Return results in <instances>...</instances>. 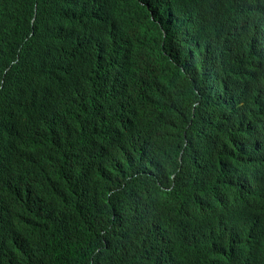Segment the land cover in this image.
<instances>
[{
	"label": "trees",
	"instance_id": "1",
	"mask_svg": "<svg viewBox=\"0 0 264 264\" xmlns=\"http://www.w3.org/2000/svg\"><path fill=\"white\" fill-rule=\"evenodd\" d=\"M162 2L158 17L168 23L184 19L188 25L167 71L158 62L154 38H141L138 47L129 48L133 18L143 13L134 0H0V264H222L217 261L221 254L211 261L205 252V226L213 212L190 219L188 211L207 202L214 165L232 161V145L257 139L255 125L264 131V84L257 81L255 93H242L240 102L232 80L237 73L242 79L243 66L226 56L224 43L228 27L235 23L263 25L264 0ZM50 44L56 46L53 75L43 61H48ZM177 65L185 68L188 78ZM230 68L227 81L223 73ZM38 72L47 96L36 95L28 102L43 121L61 126V144L55 138V144L48 145L35 137L34 126L15 127L10 118L14 104L26 101L34 90L31 76ZM144 87L160 91L166 100L146 101ZM231 106L234 114L229 118ZM159 107L167 117L155 120L159 126L151 124L136 135L137 130H105L111 115L122 118L120 126L130 125L138 122L137 113ZM21 144L32 161L22 155ZM9 160L11 171L6 170ZM11 174L16 181L13 190ZM29 174L40 177L29 180ZM172 176L176 185L170 191L173 196L166 198L172 199L169 204L162 201L161 187L169 188ZM28 180L29 190L21 197ZM18 198L34 209L17 213L10 204ZM180 213L188 215V227L193 228L179 236ZM256 233L260 236L261 228ZM217 243L228 246L223 236ZM38 245L49 256L47 261ZM227 254L222 256L229 262ZM259 257L255 253L243 264Z\"/></svg>",
	"mask_w": 264,
	"mask_h": 264
},
{
	"label": "clouds",
	"instance_id": "2",
	"mask_svg": "<svg viewBox=\"0 0 264 264\" xmlns=\"http://www.w3.org/2000/svg\"><path fill=\"white\" fill-rule=\"evenodd\" d=\"M135 7L138 10H143L142 14H136L132 21V28H130V32L133 35V42L130 45V50L135 46L138 47L141 38H154L155 39V52L158 59V62L161 64L162 69L167 71L169 62L173 61V50L182 40V29L184 33L188 30V25H184L183 27L180 25L181 22L175 27L173 26V22L168 23V27L164 24L166 19L162 17H158L159 14L163 10H157L162 6V0H134ZM149 14L150 17H147L145 22L139 26L137 30V25L142 21L144 16ZM158 19V25H156L153 18ZM264 19V15L262 16ZM252 22H242L235 23L232 26H229L230 30L227 33L225 38V46L227 54L226 56L233 59V63L237 64V61L243 66L242 68V79L241 75L237 73L233 76L232 83H239L240 89L242 93L246 95H252L255 93V84L257 81H260L264 84V23L262 26H252L250 27ZM156 25V26H155ZM175 27V28H174ZM240 27V32L238 33V29ZM250 27V28H249ZM254 28V33L252 34L251 30ZM168 29L170 31H168ZM172 29L175 30V41L173 43V33ZM94 34V32H92ZM252 34V35H251ZM56 46L54 44H50V51L46 53L48 57L47 60H43L47 65L50 74L53 75L51 67L55 68L53 63L54 53ZM257 51H259V55H257ZM232 52V53H231ZM125 54V52H124ZM258 57V59H257ZM178 66V65H177ZM180 71L184 73L187 78L189 74L181 67L178 66ZM233 74L236 72L232 71ZM249 73L248 79H246V74ZM258 74H261L259 77ZM231 74V68L223 73V77L225 80L229 81ZM32 80L34 84V90L31 92L30 96L26 99V101H19L14 104L11 111V120L15 122V127L18 125L23 126H34V135L37 138H42L48 145L55 144V138L62 143V135L64 133L63 129L58 123H54V125H47L51 122L43 121L40 118V115H35V109L30 102V98L40 95L42 97L47 96V93L43 91L44 83L39 82L38 80H44L41 73L38 72V75H32ZM248 82V84H247ZM150 87L149 85H146ZM3 87V82L0 83V101L2 99L1 89ZM151 88V87H150ZM142 91L145 92L146 101H154L161 98L162 101H165L164 95L155 90L157 93L153 92L149 88H141ZM170 101H173L170 99ZM135 117L138 122H134L130 125H121L122 118L118 116L115 118L113 115L109 116L106 123L105 130L108 133L116 131L118 133H123L126 131H136L134 134H138L143 128L151 127L152 125L159 126L155 124V120L161 122L162 117H166L165 111L162 108H158L155 112L150 113H137ZM167 118V117H166ZM129 119H133L129 117ZM149 124V125H146ZM256 134L260 135L256 137L257 139L245 138L239 140L230 148L231 151H236L233 155L232 161L223 162L220 161L219 165H214L215 172L214 176L210 181V185L206 190L207 193V202H202L204 209H201V204L199 203L197 206V213H202L204 211L209 212L212 211L214 214H209L208 222L206 225L207 235L206 239L208 241V251H205L206 254L211 258V261H215L218 254H221L220 259L217 261H221L222 264H243L244 262H248L254 253H258L260 257L253 264H264V167L261 172L259 168L256 166L259 164H264V131H259L258 125H255ZM112 135H108L106 139H110ZM247 137V136H245ZM249 137V136H248ZM257 142L260 143L259 151L261 153V157L256 155V146ZM242 143L243 147L238 148V144ZM251 144V147L246 148L247 145ZM52 149V148H49ZM238 151H242V155L238 156ZM247 151L250 152L251 157H249ZM21 153L24 155L29 161L33 160L31 152L25 150L23 144H21ZM38 154L37 151L33 152V155ZM19 161V158H18ZM249 162V163H248ZM11 160L9 162L6 161V170L11 171L10 167ZM250 165V166H249ZM32 166V164L30 165ZM240 167H243L240 169ZM29 170L35 171L34 167H30ZM39 176L38 174H29V180ZM206 176V175H204ZM11 184L13 190L16 186V181L14 179V175H10ZM40 177V176H39ZM259 179L260 181H258ZM29 180L28 184L24 186L19 194L21 197H25L27 191L29 190ZM250 180V190L252 192L250 195L255 200V205L253 203V207L246 208L242 207V209H238L235 205L233 209L232 207L227 205L228 202L238 203L237 196H233V199H228V195H235L236 193L243 192V195L247 190L246 181ZM175 176H172V184L169 188L161 187L166 192L172 191L176 185ZM197 182L200 184L202 182L201 179H197ZM256 183H258V188L256 187ZM233 192L229 191L228 189ZM240 189V190H239ZM10 190V191H11ZM233 193V194H232ZM246 197L243 198V204ZM189 204L190 202H186ZM213 203L212 205H209ZM11 207L17 210V213L24 214L26 212L32 211L34 208L27 206L21 201V199H16L11 202ZM234 206V205H233ZM205 215V214H204ZM192 219V218H190ZM190 219L185 222L184 227H180L179 236L182 230H186L187 228L192 229V225L188 227L190 223ZM261 225V233H260V241L259 243L255 242V230L257 227ZM219 236H223L227 239V248L218 245L217 238ZM40 254L44 257L45 261H47L48 257L40 250ZM249 247L248 251L246 248ZM255 249V250H254ZM255 252H254V251ZM227 251V255L230 260L228 262L227 259L223 258V252Z\"/></svg>",
	"mask_w": 264,
	"mask_h": 264
},
{
	"label": "bare ground",
	"instance_id": "3",
	"mask_svg": "<svg viewBox=\"0 0 264 264\" xmlns=\"http://www.w3.org/2000/svg\"><path fill=\"white\" fill-rule=\"evenodd\" d=\"M195 5V4H194ZM197 5V4H196ZM165 7V6H164ZM163 7V8H164ZM162 8V9H163ZM194 8V10L196 9V7L194 6L193 7ZM173 9V8H172ZM249 9V8H248ZM174 10V9H173ZM250 10V9H249ZM168 11V10H167ZM175 12V11H174ZM193 12H195V11H193ZM175 14V13H174ZM179 14V13H178ZM183 14H185V13H183ZM182 14V15H183ZM85 15V14H84ZM196 15V14H195ZM77 16V15H76ZM163 16L166 18V15L164 14V12H163ZM167 16H168V13H167ZM179 16V15H178ZM84 17L85 16H83V17H81V19H82V21H83V19H84ZM185 17V16H184ZM190 17H193L194 19H195V16L193 15H191V13H190ZM75 19V18H74ZM171 19V18H170ZM170 19H168V20H170ZM186 19H187V16H186ZM189 19V18H188ZM173 20V19H172ZM184 19H182V21H183ZM192 20V19H191ZM153 21H155V23H156V25H158V19L157 18H153ZM192 23V33H191V37H192V40L195 38V32H196V30H195V32H194V23H193V21H191ZM178 23H179V21H174L173 20V26H177L178 25ZM183 24H182V27L184 26V25H186V23L183 21L182 22ZM240 23V22H239ZM164 24L165 25H168V22L167 21H165L164 22ZM190 24V25H191ZM155 25V26H156ZM181 25V24H180ZM174 27V28H175ZM89 28H91V24H90V27ZM196 28H197V26H196ZM195 28V29H196ZM250 28V27H249ZM92 29V28H91ZM85 30V29H84ZM173 31H172V33H173V43H174V41H175V30L174 29H172ZM240 32V27H239V29H238V33ZM184 35H185V33H184V30L182 29V37H184ZM185 39V38H184ZM75 40V39H74ZM185 41V40H184ZM183 41V50H184V52L186 53V50L187 49H184L185 47H184V45H185V42ZM196 40H193V42L192 43H196L195 42ZM76 42V41H75ZM85 42V41H84ZM96 44V43H95ZM98 45V44H97ZM79 46H80V44H79ZM83 46H85V45H83ZM94 46V45H93ZM186 46V45H185ZM81 47V46H80ZM78 48V47H77ZM191 48V52H193L194 50H193V46H191L190 47ZM76 49V48H75ZM74 49V50H75ZM106 49V48H105ZM78 51V50H77ZM179 52V51H178ZM76 53V52H75ZM86 54V53H85ZM105 54V53H104ZM180 54V53H179ZM211 54V53H210ZM185 54H183V56H184ZM213 55V54H212ZM257 55H259V51H257ZM107 57V56H106ZM105 57V58H106ZM186 57V55L183 57V59ZM109 58V57H108ZM174 58V57H173ZM191 58H192V61L194 60V58L192 57V55H191ZM107 59V58H106ZM183 59H181V60H183ZM257 59H258V57H257ZM108 60V59H107ZM174 60H175V58H174ZM211 61V60H210ZM86 62H88V61H86ZM178 63V62H177ZM185 63V62H184ZM182 64H183V62H182ZM181 64V65H182ZM180 65V66H181ZM186 66V63L185 64H183V66ZM118 66V65H117ZM176 67V66H175ZM182 67V66H181ZM46 68V67H45ZM211 68V67H210ZM176 69H178V68H176ZM183 69H185V68H183ZM203 69V68H202ZM213 69H214V67H213ZM180 70V69H179ZM211 70H212V68H211ZM211 70H209V72L211 71ZM47 71V70H46ZM119 71H120V69H119ZM186 71V70H185ZM213 71V73H214V70H212ZM176 72V71H175ZM178 72H180V71H177V73ZM176 73V74H177ZM203 73V72H202ZM205 74V73H204ZM149 75H150V73H149ZM248 76H249V73L247 74ZM121 76V75H120ZM148 76V75H147ZM152 76V75H151ZM180 76V75H179ZM201 76V75H200ZM211 76V75H210ZM210 76H208V77H210ZM119 77V76H118ZM181 77V76H180ZM179 77V78H180ZM213 75L210 77V81H209V86H210V88H211V90H213V88H214V81H213ZM231 78V77H230ZM142 79V78H141ZM205 79V78H204ZM248 79V78H247ZM120 80V79H119ZM143 80V79H142ZM203 80V79H202ZM140 83H142V82H140ZM203 83V82H202ZM201 85V84H200ZM102 86V85H101ZM119 86V85H118ZM139 86V85H138ZM145 86V85H144ZM142 87V86H141ZM102 88V87H101ZM145 88V87H144ZM131 89H134L133 87L131 88ZM137 89V88H136ZM136 89H135V94H136ZM138 89H139V87H138ZM202 90V89H201ZM211 90H209V91H211ZM237 90H239L240 92L238 93V95H237V97H238V99L240 100V102H242V97L243 96H240V95H242V91H241V89H240V86H239V83H237ZM134 91V90H133ZM230 92L228 93V96L229 95H231V90H229ZM139 92V91H138ZM143 93H144V91H143ZM211 93V92H210ZM134 94V95H135ZM220 94V93H219ZM222 94V93H221ZM212 95V94H211ZM136 96H138V95H136ZM202 99H204V97L202 98ZM132 100V99H131ZM138 100V99H137ZM129 101H130V99H129ZM143 101V100H142ZM138 103V102H137ZM142 103V102H141ZM38 105V104H37ZM142 105V104H141ZM260 105V104H259ZM39 106V105H38ZM137 106V105H136ZM139 106V105H138ZM255 106H257V105H255ZM141 107V106H140ZM139 107V108H140ZM60 108V107H59ZM117 108V107H116ZM260 108H264V104H262L261 105V107ZM259 108V109H260ZM90 109V108H89ZM120 109V108H119ZM147 109V108H146ZM141 110V109H140ZM233 110H234V107H230L229 108V118H232V114H234V112H233ZM237 110V109H236ZM258 110V109H257ZM262 110V109H261ZM264 110V109H263ZM89 111V110H88ZM91 112V111H90ZM258 112V111H257ZM89 113V112H88ZM92 113V112H91ZM109 114V113H108ZM113 114V113H112ZM53 115V114H52ZM55 115V114H54ZM102 115H104V114H102ZM250 115V114H249ZM248 115V116H249ZM58 116V115H57ZM60 116V115H59ZM243 116V115H242ZM242 116H240V117H242ZM245 116H247V115H245ZM90 117V116H89ZM103 117V116H102ZM105 117V116H104ZM51 118V117H50ZM95 118V117H94ZM234 118V117H233ZM244 118V117H243ZM254 118V117H253ZM253 121V120H252ZM53 122H55V121H53ZM252 123V122H251ZM250 123V124H251ZM89 124V123H88ZM249 124V125H250ZM47 125H54V123H49V124H47ZM241 125V124H240ZM238 126V125H237ZM245 127V126H244ZM248 127V126H247ZM237 130V129H236ZM235 130V131H236ZM242 130V129H241ZM259 131H261V129H259ZM237 134H239V132H237ZM243 134V133H242ZM230 136H232V134L230 135ZM239 136V135H238ZM241 136V135H240ZM260 135H257V137H259ZM249 137H251V136H249ZM202 138V137H201ZM225 138H227V137H225ZM243 138V137H242ZM238 139H239V137H238ZM250 139V138H249ZM229 140V139H228ZM231 140V139H230ZM229 143V142H228ZM225 147H226V143H225ZM230 147H231V145H230ZM240 147H243V144L242 143H239L238 144V148H240ZM249 147H251V144L250 145H247L246 146V148H247V150H248V148ZM259 147H260V143L259 142H257V146H256V155L258 156V157H261V153H260V151H259ZM227 148V147H226ZM145 150V149H144ZM227 150V149H226ZM229 151V150H228ZM232 152H234V151H232ZM242 151H238V156H240V155H242ZM247 153H248V155H249V157H251V154H250V152L249 151H247ZM215 154V153H214ZM216 155V154H215ZM228 155V154H227ZM232 155V154H231ZM229 156V155H228ZM216 157H217V155H216ZM223 157V159H224V156H222ZM221 157V158H222ZM227 157H225V159H226ZM231 159H229V161H230ZM216 161H219V160H217V158H216ZM223 161H225V160H223ZM225 162H227V161H225ZM249 163V162H248ZM258 165L256 166V168H259V170H260V172L263 170V169H260V168H263L264 167V164L262 165L261 164V162L260 161H258ZM218 165H219V163H218ZM250 166V165H249ZM263 166V167H262ZM241 168H243V167H240V169ZM147 170V169H146ZM258 180V179H257ZM33 181H35V179L33 180ZM258 181H260V180H258ZM35 183V182H34ZM37 184V183H36ZM249 184H250V180H248V181H246V187H245V189L247 190V192H245V194L243 195V192H241V193H236L235 195H228L227 196V198L228 199H233L232 197L233 196H237L238 198V200H240L238 203H235V202H228L227 203V205H229V206H231L232 208L231 209H233L234 207H235V205L238 207V209H242V207L244 206V207H246V208H250V207H253L254 205H255V200H254V198L250 195V193L252 192V190H250V187H249ZM256 187L258 188V183H256ZM228 189V188H227ZM128 190V189H127ZM229 191H231V192H233L232 190H230V189H228ZM240 190V189H239ZM192 191V190H191ZM163 198H162V201L163 200H172V199H166L167 197H170V196H173V193H171L170 191H168V192H166V191H164L163 190ZM183 194V193H182ZM233 194V193H232ZM69 195V194H68ZM180 195V194H179ZM42 196V195H41ZM244 197H246V200H244V204H243V198ZM19 199V198H18ZM22 200V199H21ZM26 200H27V198H26ZM194 200H196V199H194ZM23 203H24V201H22ZM26 202V201H25ZM169 204H171V202H173V201H167ZM205 203V202H204ZM253 203H254V205H253ZM201 204V209L202 210H206V209H204V206L202 205L203 203L201 202L200 203ZM213 203H210L209 205H212ZM234 205V206H233ZM175 209H177V208H175ZM186 211V210H185ZM184 212V211H183ZM189 212V216H191V218H193V217H196V213L198 212V210L197 211H188ZM191 212H193V213H191ZM209 212H212V211H210L209 210ZM137 213H139V212H137ZM213 214H214V212H213ZM188 218V215L186 216L184 213H180V215H179V221H178V223H180L181 222V227L183 228L184 227V225H185V221H186V219ZM137 219V218H136ZM127 220H129V219H127ZM127 223H128V221H127ZM156 227V226H155ZM206 227V226H205ZM204 227V228H205ZM261 227V225L259 226V227H257L256 228V230H255V236H254V238H255V242L256 243H259V241H260V236L259 235H257V231H258V229ZM165 229V228H164ZM155 230V229H154ZM166 231V230H165ZM172 231V230H171ZM175 231V230H174ZM156 232V231H155ZM164 234V233H163ZM207 234V233H206ZM148 235V234H147ZM155 235H156V233H155ZM172 235V234H171ZM176 235H177V232H176ZM176 235H174V237L176 236ZM154 237H156V236H154ZM168 238H170V236H167ZM166 237V238H167ZM223 239V238H222ZM168 240V239H167ZM159 242V241H158ZM220 243V242H219ZM184 249H185V247H184ZM201 249V248H200ZM199 249V250H200ZM248 249H249V247H247L246 248V251H248ZM255 250V249H254ZM253 250V251H254ZM203 253H205L204 251H202ZM255 252V251H254ZM97 253V252H96ZM258 254V253H257ZM97 255H99V254H97ZM254 255H255V253H254ZM260 256V255H259ZM98 257V256H97ZM256 258H257V256H256ZM164 263H167V262H164ZM168 264V263H167Z\"/></svg>",
	"mask_w": 264,
	"mask_h": 264
}]
</instances>
